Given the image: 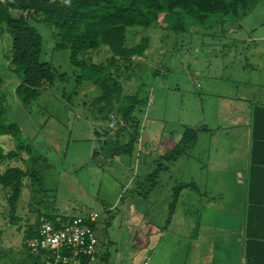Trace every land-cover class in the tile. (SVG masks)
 Segmentation results:
<instances>
[{
	"label": "rangeland",
	"instance_id": "374dc122",
	"mask_svg": "<svg viewBox=\"0 0 264 264\" xmlns=\"http://www.w3.org/2000/svg\"><path fill=\"white\" fill-rule=\"evenodd\" d=\"M34 26L42 39L41 60L65 80L57 79L35 102L23 105L15 93L22 75L9 64L11 37L0 29L5 122L16 123L21 140L33 148L23 165L14 160L5 165L26 168L38 180L22 191L18 226L8 223L6 191L0 187V264H29L22 234L39 213L97 214L100 243L94 264H212L214 256V264H230V247L242 223L246 157L236 131L246 124L250 106H264V0H251L244 15L213 17L205 25L191 24L185 33L128 30V46L150 39L146 55L121 75L130 76L122 82L124 94L144 101L135 114L140 136L132 155H114L127 141L126 134L115 138V124L108 135L96 134L108 127L94 119L100 90L92 83L77 84L68 51L53 50V27ZM103 50L83 58L102 63L108 58ZM242 107L243 115L238 113ZM185 127L198 130L196 142L174 161H161ZM0 146L14 149L9 137H0ZM159 164L163 170L150 187L146 177ZM178 185L187 187L167 223Z\"/></svg>",
	"mask_w": 264,
	"mask_h": 264
},
{
	"label": "trees",
	"instance_id": "16d2710c",
	"mask_svg": "<svg viewBox=\"0 0 264 264\" xmlns=\"http://www.w3.org/2000/svg\"><path fill=\"white\" fill-rule=\"evenodd\" d=\"M250 3L251 0H0V29L5 27L11 37L9 64L22 75L15 93L22 104L28 106L39 98L41 90L50 88L57 79L65 80L50 64L41 60L42 39L34 24L53 27L56 31L53 50L68 51L69 63L78 72L77 84L92 83L100 90L94 119L107 122L108 127L96 134L108 135L111 125L115 124V138L118 140L126 134L127 141L115 149L114 155H132L140 136L135 114L144 101L136 94H124L122 82L129 80L130 76L123 79L121 75L122 70L127 72L131 68L134 60L146 55L150 39L142 37L137 44L128 46V30L163 29L185 33L191 24L205 25L213 17L223 19L244 15ZM102 48L108 55L104 62L96 64L83 58L85 54ZM4 101L0 95V137L11 138L14 149L6 152L0 146V166L5 168L0 167V187L6 191L8 223L18 226L22 222L17 216L22 191L27 182L32 186L38 180L26 168L5 165L6 161L12 160L21 161L23 165L24 157H30L33 148L21 140V130L16 123L5 122ZM251 119L247 206L240 229L244 264H264V106L256 104ZM200 129L206 131L204 127ZM197 131L185 127L178 143L161 157V161H174L192 147L197 140ZM162 170L159 164L146 177L148 186H154ZM186 187L178 185L173 189L167 223L174 214L180 191ZM41 218L59 228L61 224L72 223L75 217L37 214L34 224L27 226L22 234L21 246L29 264H43L42 256L31 254L27 247V241L37 237ZM86 223L97 235L101 224L98 218L95 221L86 219ZM102 226L106 236L111 224L107 221ZM101 259L106 260L105 253Z\"/></svg>",
	"mask_w": 264,
	"mask_h": 264
},
{
	"label": "built area",
	"instance_id": "2783aa9c",
	"mask_svg": "<svg viewBox=\"0 0 264 264\" xmlns=\"http://www.w3.org/2000/svg\"><path fill=\"white\" fill-rule=\"evenodd\" d=\"M97 218V214L77 217L59 228L41 218L37 237L27 241L28 250L33 255H41L43 264H94L99 239L86 219L95 221Z\"/></svg>",
	"mask_w": 264,
	"mask_h": 264
},
{
	"label": "crops",
	"instance_id": "0c3cea01",
	"mask_svg": "<svg viewBox=\"0 0 264 264\" xmlns=\"http://www.w3.org/2000/svg\"><path fill=\"white\" fill-rule=\"evenodd\" d=\"M254 106H250V108H248V115L249 117H247L246 115V124H244V127L239 128L236 132H237V138L240 137V140L242 141V143L244 144V148L246 146V157L244 159V167H243V175H242V179L244 181V190H243V199L240 202V208L241 211L243 212L241 218H242V223L240 222V225L243 227V223H244V211L245 208L247 206V187H248V178H249V164H250V144H251V130H252V119H251V114H252V110H253ZM246 111L245 107H242L238 113L240 114H245L244 112ZM239 118V116H237ZM242 138V139H241ZM245 150V149H244ZM240 234L236 235L235 238H233V247L231 251L232 254H230L229 258H232V261L230 262V264H244V244H243V233L240 229ZM234 259V260H233ZM217 260V256L213 257L212 260V264H214Z\"/></svg>",
	"mask_w": 264,
	"mask_h": 264
}]
</instances>
